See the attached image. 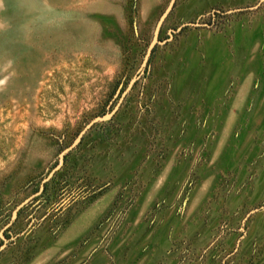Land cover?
I'll return each mask as SVG.
<instances>
[{
  "label": "rangeland",
  "instance_id": "374dc122",
  "mask_svg": "<svg viewBox=\"0 0 264 264\" xmlns=\"http://www.w3.org/2000/svg\"><path fill=\"white\" fill-rule=\"evenodd\" d=\"M171 1L0 0V264H264V0Z\"/></svg>",
  "mask_w": 264,
  "mask_h": 264
},
{
  "label": "water",
  "instance_id": "95a60500",
  "mask_svg": "<svg viewBox=\"0 0 264 264\" xmlns=\"http://www.w3.org/2000/svg\"><path fill=\"white\" fill-rule=\"evenodd\" d=\"M173 2H174V0H172V1L170 2V4L168 5V7H167L165 13L162 15V17H161L159 23L157 24V27H156L155 32H154V35H153V39H152V41H151V43H150V45H149V47H148V50H147V52H146V55H145V57H144V60H143V62H142L141 67H144V66L147 64V61H148V59H149V57H150V55H151V53H152V50H153L154 46L159 42V41H158V31H159V28H160L161 24L163 23V21L165 20V18L167 17V15L169 14V12H170V10H171V8H172ZM135 78H136V77H134V78L131 80V82H130L129 85H128V88H127L126 91L122 94V96H121V98L119 99V101H118L117 105L115 106V108H114V109H113V110H112V111H111L106 117H104V118H96V119H93V120H92V121H91V122H90V123L84 128V130L81 132V135H83V134H84L88 129H90L94 124H96V123H98V122H101V121H104V120H106V119H110V118H112V116H113V115L117 112V110L119 109V107H120L122 101L124 100V98H125L127 92L133 87V84H134V82H135ZM81 135H80V136H81Z\"/></svg>",
  "mask_w": 264,
  "mask_h": 264
}]
</instances>
